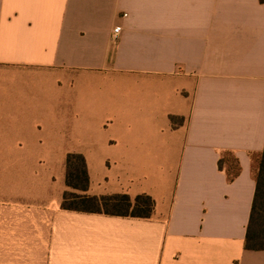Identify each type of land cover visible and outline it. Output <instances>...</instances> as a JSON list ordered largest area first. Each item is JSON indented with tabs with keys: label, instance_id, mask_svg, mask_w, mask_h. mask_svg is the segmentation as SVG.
<instances>
[{
	"label": "crops",
	"instance_id": "crops-1",
	"mask_svg": "<svg viewBox=\"0 0 264 264\" xmlns=\"http://www.w3.org/2000/svg\"><path fill=\"white\" fill-rule=\"evenodd\" d=\"M89 73L128 77V116L74 152L57 126L73 104L55 93L58 79ZM41 75L55 79L51 98ZM100 147L128 180L131 157L161 162L145 179L173 171L172 184L135 193L115 174L113 192L152 197L150 217L62 207L66 163L57 174L42 156ZM263 150L264 0H0V264H264V250L245 248L251 154ZM223 151L240 165L232 181ZM88 174L86 193L104 194Z\"/></svg>",
	"mask_w": 264,
	"mask_h": 264
},
{
	"label": "rangeland",
	"instance_id": "rangeland-1",
	"mask_svg": "<svg viewBox=\"0 0 264 264\" xmlns=\"http://www.w3.org/2000/svg\"><path fill=\"white\" fill-rule=\"evenodd\" d=\"M59 77V76H58ZM33 82L40 86V98H51L47 95H53L48 91L51 81L55 80L54 77L41 75L38 79L32 78ZM58 79V78H57ZM62 81L61 88L57 87L55 99H62L67 97V100L73 104V119L67 124H57L60 129L72 138L70 142L72 151L81 152V149L86 144L84 138L92 134H103L104 137L110 136L113 133L119 132L123 129V124L119 121L116 112L120 111L121 117L128 116V85L129 79L125 76L114 75L112 73H89V74H73L66 78L58 79ZM59 85V84H57ZM66 87V90H65ZM115 87V88H114ZM52 91V88H50ZM115 105H119L116 108ZM72 111V110H71ZM59 133V129L56 130ZM48 132H53L52 127ZM101 149V147L99 148ZM68 156V155H67ZM67 156L60 154H51L42 156V160L49 163L52 168H57V174L62 169V165L66 163ZM87 159V166L91 170V179L95 190L103 193L101 195L117 194L113 192L116 189L114 177L120 176L124 184H127V192L135 193V189H140L147 184H155L158 182L169 183L174 182L175 174L170 173H154L153 179L144 177V169L146 166L151 165L157 169L161 162L149 160L147 163L141 157H131L130 160L125 159L120 167L124 170L130 171L129 180L122 176L118 170L123 168H116L115 156L113 151L108 148H103L95 154L84 156ZM60 168V170H58ZM116 190H122L120 185ZM127 194V193H126ZM136 196V195H135ZM135 196H131L135 198Z\"/></svg>",
	"mask_w": 264,
	"mask_h": 264
},
{
	"label": "trees",
	"instance_id": "trees-1",
	"mask_svg": "<svg viewBox=\"0 0 264 264\" xmlns=\"http://www.w3.org/2000/svg\"><path fill=\"white\" fill-rule=\"evenodd\" d=\"M171 119L177 124L175 117ZM218 164L229 181L234 180L240 173L238 159L231 151H223ZM251 170L256 190L247 226L245 248L264 250V150L251 154ZM66 185L69 189L63 194L64 209L140 218H148L154 211L155 202L146 194L137 195L135 198L126 193L99 196L87 194L90 185L88 167L86 158L79 153L67 156Z\"/></svg>",
	"mask_w": 264,
	"mask_h": 264
},
{
	"label": "built area",
	"instance_id": "built-area-1",
	"mask_svg": "<svg viewBox=\"0 0 264 264\" xmlns=\"http://www.w3.org/2000/svg\"><path fill=\"white\" fill-rule=\"evenodd\" d=\"M127 16H128V13L126 12L120 13L116 16V24L113 28V32L111 36L113 41H117L119 39L120 34L122 32L121 21L124 20Z\"/></svg>",
	"mask_w": 264,
	"mask_h": 264
}]
</instances>
